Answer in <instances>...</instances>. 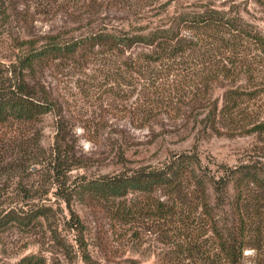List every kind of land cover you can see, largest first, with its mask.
Here are the masks:
<instances>
[{
	"label": "trees",
	"instance_id": "trees-1",
	"mask_svg": "<svg viewBox=\"0 0 264 264\" xmlns=\"http://www.w3.org/2000/svg\"><path fill=\"white\" fill-rule=\"evenodd\" d=\"M19 1L0 0V33L11 35L13 45L20 49L16 62L0 72V125L23 127L38 123L49 113L57 116L53 148L48 153L34 152V156L25 143V151H31L34 163H42V157L46 159L60 183H67L68 171L85 162L67 147L63 105L54 90L42 82L48 68L60 73L65 68L83 69L97 62L111 73H124L120 75L125 81L141 86L139 90L145 100L140 107L149 116L167 103L164 100H168L171 86L180 96L189 98L188 108L182 112L187 123L216 134L225 133L221 128L224 117L231 116V123H238L234 119L242 109L245 95L257 92L238 82L241 72L249 75L246 80L249 84L254 82L253 69L250 66L242 69L239 57L236 61L230 57L244 51L252 53L254 47L264 57V34L241 15L218 8L211 0L172 11L169 2L153 11L143 9L145 4L150 5L146 0H135L140 9L125 10L118 15H103L96 8L100 5L96 0H88L87 5L84 0L82 3L74 0L76 6L61 2L60 7L65 8L62 25L40 35L24 27L27 30L22 28L13 36L11 27L24 17L17 11ZM125 1L129 6L133 4L132 0ZM81 5L96 9L78 11ZM68 23L73 26L67 27ZM127 75L133 79H125ZM261 81L264 76L255 88L264 87ZM188 87L193 88L192 93L189 90L191 94L186 90ZM216 88L224 90L222 101L214 96ZM121 138L120 144L116 140L112 161L123 169L80 178L65 190L63 185V198L68 202L123 199L116 206V214L125 222L147 215L180 221L178 229H182L184 238L178 233V239L172 243L174 252L185 255L193 264H264V166L256 162L220 163L213 170L204 164L196 149H190L172 151L157 165L126 167L130 146L124 136ZM157 192L166 200L153 199ZM129 195L146 199L139 205L131 197L128 204ZM47 216V208H30L24 213L10 209L0 214V230L15 224L35 226ZM74 225L80 234L77 243L86 250L79 218H75ZM207 231L214 242V248L208 251L199 240ZM187 234L190 238L185 242ZM246 248L256 251L253 262L244 261ZM83 256L87 263L91 260L84 252ZM21 262L45 264L46 258L31 254ZM117 264H140V261L127 257Z\"/></svg>",
	"mask_w": 264,
	"mask_h": 264
},
{
	"label": "rangeland",
	"instance_id": "rangeland-1",
	"mask_svg": "<svg viewBox=\"0 0 264 264\" xmlns=\"http://www.w3.org/2000/svg\"><path fill=\"white\" fill-rule=\"evenodd\" d=\"M79 1L82 3L83 0ZM87 1L84 0V4ZM96 1L100 4L96 8L103 15H118L125 10L141 8L134 3L135 0H132L131 6L125 0ZM146 1L150 5L145 4V10L155 11L160 4L169 2V10L172 11L190 3L208 0ZM211 1L218 8L241 15L264 34V0ZM61 2L76 6L74 0L19 1L17 11L21 13L20 17H24L21 23L11 27L13 36L18 35L24 27L40 35L62 25L65 8L60 7ZM86 5H81L78 11L95 8ZM69 26H73V23H68ZM12 40L11 35L0 33V72L14 64L20 53ZM252 50V53L244 51L242 55L230 57L231 61L239 57L242 69L247 66L253 69L254 82L249 81V84L246 81L249 75L242 72L239 73L238 82L246 84L248 90L257 92L245 95L242 109L234 119L238 121L237 124L231 123V116L224 117L221 123L224 134L204 132L187 123L182 112L188 108L189 98L180 96L171 86L167 92L169 98L164 100L167 103L159 107L154 116H149L140 107L145 100L139 90L141 86L135 87L130 81H125L121 77L124 73H111L97 62L83 69L65 68L60 73L48 68L42 82L54 90V95L62 103L63 134L67 137V147L72 148L85 165L68 171L67 183L64 184L57 180L55 169L46 159L42 157V163L32 162L31 151L36 156L34 152L48 153L53 148L59 120L54 114H46L38 123L23 127L0 125V214L10 209L24 213L30 208H47L48 213L35 226L15 224L0 230V264H22V258L31 254L43 255L45 264H117L127 257H135L140 264H193L185 255L174 252L172 243L182 231L178 229L180 221L147 215L125 222L116 214V206L123 199L92 198L85 202L78 199L68 202L61 195L62 186L65 190L70 184L72 187V181L80 178L122 170L123 167L112 161L116 145L122 143V136L130 146L126 167L157 165L172 151L190 149H196L204 164L213 170L220 163L235 165L256 162L264 166V87L255 88L264 76V57L259 48ZM108 65L114 66L112 62ZM125 79L132 80L133 76L127 75ZM221 88L215 89L214 96L222 101L224 90ZM186 90L191 94L193 88ZM25 143L30 146L31 151L27 149L29 153L25 151ZM23 165L28 168L24 169ZM131 197L139 205L146 199L129 195L126 198L128 204ZM157 198L166 200L161 192L153 194V199ZM75 218H79L80 227L84 230L82 236L86 250H82L77 243L80 234L74 225ZM180 236L184 238L182 232ZM189 238L190 234H187L185 242ZM199 240L205 243V250L214 248L210 231ZM83 252L91 257L88 263ZM244 255L247 263L257 258L256 251L251 248H246Z\"/></svg>",
	"mask_w": 264,
	"mask_h": 264
}]
</instances>
